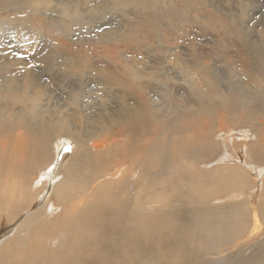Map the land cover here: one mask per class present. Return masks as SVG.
Segmentation results:
<instances>
[{"label":"bare ground","instance_id":"6f19581e","mask_svg":"<svg viewBox=\"0 0 264 264\" xmlns=\"http://www.w3.org/2000/svg\"><path fill=\"white\" fill-rule=\"evenodd\" d=\"M15 1L0 0V10ZM31 1L33 9L44 10L39 0ZM181 2L119 0L115 5L137 8L139 15L116 38L106 37L114 46L100 53L39 41L43 55L49 48L53 59L60 51L65 57L58 76L66 88L58 98L57 81L51 87L42 69L27 68L15 54L1 56L0 264H264L261 35L246 39L247 28L221 9L207 10V0ZM236 2L247 7L249 0ZM160 6L174 28L197 9L192 20L207 26L224 62L231 59L229 48L242 54L237 67L230 66L243 76L223 81L197 49L187 47L188 57L178 59L194 93L188 88L179 100L160 90L168 80L161 64L154 72L153 65H141L150 63L142 49L163 38L155 13ZM65 7L63 14L74 17ZM123 52L142 59L132 65L127 55L122 67ZM195 71L204 83L190 78ZM83 74L107 93V103L81 99ZM132 77L146 80L129 94ZM153 82L160 85L152 88ZM206 113L217 120L193 121ZM227 116L240 135L216 141ZM59 138L71 151L58 149ZM239 148L244 156L232 154Z\"/></svg>","mask_w":264,"mask_h":264},{"label":"rangeland","instance_id":"374dc122","mask_svg":"<svg viewBox=\"0 0 264 264\" xmlns=\"http://www.w3.org/2000/svg\"><path fill=\"white\" fill-rule=\"evenodd\" d=\"M39 1H40L39 2L40 6L38 8L40 9L41 7H44L43 8L44 10H40L39 12L37 11L38 9H33L34 6H36V1L33 4L31 0H28V2L30 3L27 4V6L25 7L22 6L18 7L17 4L19 3L17 0V2L15 1L16 5L12 4V6H8L7 8H2L0 10V63H2L3 61V58L1 57L2 55L7 57H12V55L15 54L17 58L23 60V62L27 65V68H34V69L36 68L37 71L42 69L43 76H45V80L47 79L48 76H50L52 79L50 80L52 81L51 83L48 81L50 86L51 84L52 85L54 84L55 80L57 81L56 87H54L55 90L57 91L56 92L57 98L64 94V92H62L60 89L66 88L65 87L66 85H62V86L60 85V82L62 83L63 78L61 76H58L60 75L59 72L61 70L66 69L64 67L65 65L62 64V60H65V57L62 51H60L58 52L59 57H57L59 59L58 60L53 59V57L55 56L53 55V52L51 53V50L49 48L47 49L50 52H48V54L46 55H43L42 53H40L39 45L41 44V42L39 41L44 40V42L46 43L48 42L47 44H49L50 46H51V42H50L51 40L53 42L55 40L62 41V43H64L66 47L70 46L74 49H83L85 51L87 50L86 52H89L88 50L91 51L94 50L97 53H100L105 48L114 46V44L107 43L105 41L106 37L116 38L115 33L122 32L120 29H123L124 23L130 22V20L132 21L133 18H135V16L139 15V9L137 8H133L129 5L128 6L123 5L121 7L115 5V3L119 2V0H47V1L39 0ZM177 1L181 2V0H177ZM207 1L211 3L210 4L211 6L207 4L208 5L206 6L207 10L211 11L214 8L221 9V11H223L225 14H228L233 19H235L236 20L234 21L235 23L242 24L245 28H247L244 31V36H246V39L250 35L258 36V34H260L261 35L259 36L261 40L260 44L264 45V39L262 37L263 35L262 33L264 32V0H249L250 3L248 2V0H245L246 2H248L247 7H244V4H241L240 6L239 3L236 2L237 0L236 1L207 0ZM241 1L242 3H244L243 0ZM167 2L170 4V6L173 5V7H175V0H167ZM65 6H67L68 11L70 12L75 11V16L76 15L77 16L73 17L71 16L72 14H70V16L66 17L63 14L66 8ZM170 6L166 8H169ZM225 6H226V10H225ZM196 10L197 9L190 8V10L188 11L189 20L179 21L178 23H176V27L174 28L173 26H171V24L167 23V21L162 18L164 9L160 6L155 13L158 19L161 20V26H160L161 29L160 28L159 29L162 31L163 38L161 36L162 38L161 41H157L155 43L153 42L151 44L153 46L149 48L148 47H144L143 49L141 48L145 54L141 53L143 54L142 55L143 57L142 56L138 57V58L140 57L149 58L148 60H150V63L142 62L141 65L144 64V66L146 67H150L151 65H153L154 66V68L152 67L153 72L156 71L159 65L161 64L160 67H162V71L166 73V76H168V80H166L167 82H165V78L161 79V82H165V84H163L162 86L160 85L159 82H153L152 88L155 86L158 87L160 85L159 86L160 90L162 88H165L169 93H172V96L176 97L179 100L189 95V92L187 91L188 88H190L191 92L194 93L193 92L194 88H191L188 83L184 82V80L188 81L189 77L185 76V73L182 72V69L180 67L181 62L178 59V57H183V56L188 57L187 54H189V52H187V50L185 49L187 47H192L195 50L197 49L195 51V52L198 51L197 55H200L204 61L206 60L207 65L209 64V66H211V69H214L215 71L214 74L217 73L219 77L222 78L223 81L227 80L226 78L236 80L237 79L236 74L243 76V72L241 71L240 68L233 69L230 66V63L232 62L234 63V67H237V62L241 60L242 54L241 53L239 54L234 48H229L227 54L229 53L231 59L229 62H224L223 59L225 58L223 57V54L217 53L216 51L218 50L219 46H217V44L214 45L212 43L213 40L210 36L211 33L206 28L207 26L203 27V25L200 22L198 21L195 22L192 20L191 15L195 14L196 19L198 18L197 15L198 10L197 11ZM21 25H23V27ZM16 29L20 32V34L17 35L18 37L17 36L14 37ZM18 38H20L19 43H17ZM241 40L242 38L240 37V39L237 40L238 41L237 44L243 42ZM31 41L33 42L31 43ZM3 42H4V46H3ZM5 43L7 44L6 45L7 48L5 46ZM36 44L38 47L36 46ZM117 44L119 48H121V46L124 45L122 43H117ZM65 45L63 46L65 47ZM169 48L171 50H168ZM8 52L11 54H9ZM176 53H178L177 56ZM127 55H128L127 53L123 52V54L121 55L122 58L118 59L119 63L122 64V67L124 60L126 61ZM33 56L35 58L34 60L31 59L33 58ZM128 56L129 58L133 57L131 58L133 63H131L132 61L130 60L131 61L130 64L132 65H136L138 62L140 63V60L142 59V58L141 59L135 58L133 54L132 55L130 54ZM159 58L161 59L159 60ZM36 59L38 61H36ZM136 59L138 60L136 61ZM197 59L200 60L201 58H196V60ZM34 73H36V71ZM194 76L198 84L204 83L202 82V79L204 78H202V76H200V74H198L196 71L191 72L190 78L193 80ZM176 78L177 79L179 78V80H177ZM145 80L146 79L143 78L137 79L133 77L128 79L126 84H127V88L129 89V94L135 92L137 90V86L142 85ZM58 84L60 85V87ZM80 84L82 89V92L80 93V97L83 100H87L86 104L90 100H92V104L107 103V98L105 96V94L107 93L104 90H102V87H97V85H94V80L93 79L90 80L89 75L83 74V78ZM131 84L134 86H132ZM120 87H118L117 85L116 89H119ZM164 92L165 91H163V93ZM111 95L112 94H110V96ZM63 97H65V95ZM113 104H119V103H117L116 101ZM86 113L87 111L83 112L84 115ZM197 116L198 119H193L195 123L202 120L203 121L212 120L213 118L217 120L216 118L218 117V116L216 117V114H214L212 117V115H209L207 113L203 115L200 114ZM225 120H226L224 125L225 130L222 133L216 134L215 136L216 141H218L221 138V136L231 137L232 135L233 136H236L237 134L240 135L239 133L240 129L237 130L234 129L235 127L232 121L230 120V117L227 116ZM242 128H245V126H243ZM226 129H228L229 132H226ZM166 135L172 139L174 138H178V140L182 139L181 138L182 136L180 134H176V135L173 134L172 136H170V134H166ZM58 141L59 142L57 147L60 150L63 148V146L71 147L70 143L63 140L62 138H59ZM243 150L244 149L239 148L238 150L234 151L232 154L234 156L236 155L244 156ZM234 261L235 260H230V262H234Z\"/></svg>","mask_w":264,"mask_h":264},{"label":"snow or ice","instance_id":"6c2138e0","mask_svg":"<svg viewBox=\"0 0 264 264\" xmlns=\"http://www.w3.org/2000/svg\"><path fill=\"white\" fill-rule=\"evenodd\" d=\"M65 151H71V147L70 146L66 147Z\"/></svg>","mask_w":264,"mask_h":264}]
</instances>
